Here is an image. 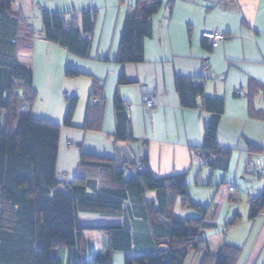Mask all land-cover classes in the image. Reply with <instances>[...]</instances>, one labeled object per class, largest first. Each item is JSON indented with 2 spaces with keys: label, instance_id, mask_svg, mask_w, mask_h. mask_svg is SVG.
<instances>
[{
  "label": "crops",
  "instance_id": "crops-1",
  "mask_svg": "<svg viewBox=\"0 0 264 264\" xmlns=\"http://www.w3.org/2000/svg\"><path fill=\"white\" fill-rule=\"evenodd\" d=\"M33 1L15 0L11 10L21 12L39 33L41 20L40 15L33 18ZM135 1L36 3L39 11L64 13L76 24L81 23L82 11H96L88 57H78L40 36L31 52L17 54L18 63L33 74L32 116L60 126L56 179L60 185L70 183L82 153L113 158L118 168L145 158L155 177L184 173L189 202L206 206L214 201L216 207L201 232L203 244L183 264H216L220 255L226 256L224 264H264V214L248 217L250 199L261 194V186L251 178V166L264 153V0H162L166 6L153 16L150 34L143 40V61L120 64L124 20ZM204 29L227 37L211 48L201 37ZM66 68L82 74L68 77ZM176 75L190 78L203 96L224 103L216 135L221 152L211 164L198 154L211 115L181 107ZM121 77L125 83H119ZM66 92L68 98L63 97ZM150 93L156 94L157 106L148 112L142 98ZM92 96L100 104L90 107ZM73 97L75 108L66 123L67 100ZM115 97L121 101L119 112ZM117 131L123 139L117 138ZM255 188L259 194H252ZM146 197L153 200L155 193L147 192ZM171 208L182 219L199 215L179 195L173 197ZM139 231L148 239L146 230ZM83 240L82 260L110 254L99 233L83 232ZM160 248L153 245V251H147ZM57 253L62 264L69 263L68 249ZM139 255L134 246L131 252L111 253L113 264L116 256L117 264H124L125 258Z\"/></svg>",
  "mask_w": 264,
  "mask_h": 264
},
{
  "label": "trees",
  "instance_id": "trees-1",
  "mask_svg": "<svg viewBox=\"0 0 264 264\" xmlns=\"http://www.w3.org/2000/svg\"><path fill=\"white\" fill-rule=\"evenodd\" d=\"M14 2L0 0V264H62L57 253L62 248L69 250L68 264H113L112 252H131L133 246L141 255L125 258L124 264H183L204 242L200 236L215 211L214 201L206 206L189 202L185 174L155 177L145 166V158L118 168L113 158L82 153L72 181L60 185L56 179L60 126L31 114L36 98L33 74L18 63L17 54L31 52L40 36L78 57H88L96 11H82L81 23L76 24L64 13L42 10L37 33L21 12L11 10ZM164 5L162 0L135 1L124 20L118 63L143 61V40L150 34L153 16ZM81 74L65 69L68 77ZM125 82L121 77L119 83ZM174 86L181 107L200 108L211 115L198 151L211 164L221 152L216 135L224 103L203 96L188 77L176 75ZM75 104V97L68 100L66 123ZM114 107L117 112L122 109L118 97ZM116 136L124 138L120 131ZM147 192L155 193V198L147 199ZM176 195L199 215L185 219L175 215L171 204ZM262 213L264 188L250 199L248 217ZM143 229L148 239L139 231ZM83 232L99 233L110 254L82 260L86 251ZM153 245L161 248L147 251H153ZM225 260L220 255L216 264Z\"/></svg>",
  "mask_w": 264,
  "mask_h": 264
},
{
  "label": "built area",
  "instance_id": "built-area-1",
  "mask_svg": "<svg viewBox=\"0 0 264 264\" xmlns=\"http://www.w3.org/2000/svg\"><path fill=\"white\" fill-rule=\"evenodd\" d=\"M201 37L208 40L211 44L212 47H216L219 42L223 41L226 39V34L223 32H218V31H208V30H202L201 32ZM237 94H243L242 90H238ZM70 96L69 93H64L63 97L68 98ZM98 104V98L95 96L90 97L89 99V106L92 107L94 105ZM142 104L144 108L148 111L151 112L156 106H157V97L155 93H150L148 95L143 96L142 98ZM251 171L254 174L264 176V153L258 154L255 162L251 166ZM233 187H229L228 190H232ZM188 206V203H186ZM203 249V247H201Z\"/></svg>",
  "mask_w": 264,
  "mask_h": 264
},
{
  "label": "rangeland",
  "instance_id": "rangeland-1",
  "mask_svg": "<svg viewBox=\"0 0 264 264\" xmlns=\"http://www.w3.org/2000/svg\"><path fill=\"white\" fill-rule=\"evenodd\" d=\"M25 2H27V0H25ZM37 2H41V0H34L33 3L35 4V6H33L32 8V13H33V18H36V17H39V15L41 14V11L42 9H40L41 11H39V9L36 7V3ZM41 8V6H40ZM32 27L34 26L33 24L31 25ZM35 27V26H34ZM36 101V100H35ZM34 101V103H35ZM68 101V100H67ZM33 107V106H32ZM252 180L256 182V185H260V191L259 192H262L263 191V188L264 186H262V184H264V176H261V175H257V174H252ZM257 188L254 189V192L252 194H259L257 193ZM239 204V203H237ZM118 255H122V254H118ZM119 261V257L116 256L115 257V264H117Z\"/></svg>",
  "mask_w": 264,
  "mask_h": 264
}]
</instances>
